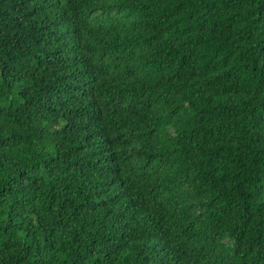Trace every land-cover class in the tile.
Here are the masks:
<instances>
[{
    "label": "trees",
    "instance_id": "16d2710c",
    "mask_svg": "<svg viewBox=\"0 0 264 264\" xmlns=\"http://www.w3.org/2000/svg\"><path fill=\"white\" fill-rule=\"evenodd\" d=\"M0 264H264V0H0Z\"/></svg>",
    "mask_w": 264,
    "mask_h": 264
}]
</instances>
